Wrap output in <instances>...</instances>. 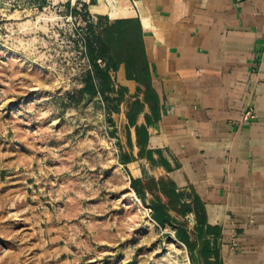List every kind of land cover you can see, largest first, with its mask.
<instances>
[{
	"label": "crops",
	"instance_id": "obj_1",
	"mask_svg": "<svg viewBox=\"0 0 264 264\" xmlns=\"http://www.w3.org/2000/svg\"><path fill=\"white\" fill-rule=\"evenodd\" d=\"M85 1L152 219L193 264H264V0Z\"/></svg>",
	"mask_w": 264,
	"mask_h": 264
},
{
	"label": "rangeland",
	"instance_id": "obj_2",
	"mask_svg": "<svg viewBox=\"0 0 264 264\" xmlns=\"http://www.w3.org/2000/svg\"><path fill=\"white\" fill-rule=\"evenodd\" d=\"M89 4L0 0V264H193L119 162Z\"/></svg>",
	"mask_w": 264,
	"mask_h": 264
},
{
	"label": "trees",
	"instance_id": "obj_3",
	"mask_svg": "<svg viewBox=\"0 0 264 264\" xmlns=\"http://www.w3.org/2000/svg\"><path fill=\"white\" fill-rule=\"evenodd\" d=\"M91 44H92V42L90 41L89 42V45L91 46ZM97 51H98V55L101 57V58H103V59H105L106 58V56H107V49H106V47H105V44H102V40H99V45H98V47H97ZM89 88H91L90 86H86L85 87V89H84V91L85 92H88L89 90Z\"/></svg>",
	"mask_w": 264,
	"mask_h": 264
},
{
	"label": "built area",
	"instance_id": "obj_4",
	"mask_svg": "<svg viewBox=\"0 0 264 264\" xmlns=\"http://www.w3.org/2000/svg\"><path fill=\"white\" fill-rule=\"evenodd\" d=\"M131 1H132L133 5H135V6L137 5L136 0H131ZM254 117H255V114L252 110H249L246 112L245 119H250V118H254Z\"/></svg>",
	"mask_w": 264,
	"mask_h": 264
}]
</instances>
